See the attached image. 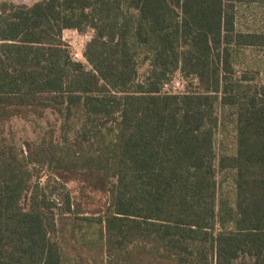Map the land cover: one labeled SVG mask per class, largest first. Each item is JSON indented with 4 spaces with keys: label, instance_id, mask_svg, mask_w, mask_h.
Wrapping results in <instances>:
<instances>
[{
    "label": "trees",
    "instance_id": "obj_1",
    "mask_svg": "<svg viewBox=\"0 0 264 264\" xmlns=\"http://www.w3.org/2000/svg\"><path fill=\"white\" fill-rule=\"evenodd\" d=\"M263 21L264 0H0V264H264V83L236 69ZM65 30L93 33L88 66ZM177 73L201 91L161 93ZM46 113L61 136H4Z\"/></svg>",
    "mask_w": 264,
    "mask_h": 264
},
{
    "label": "rangeland",
    "instance_id": "obj_2",
    "mask_svg": "<svg viewBox=\"0 0 264 264\" xmlns=\"http://www.w3.org/2000/svg\"><path fill=\"white\" fill-rule=\"evenodd\" d=\"M16 4H32L37 0H12ZM242 23L239 24L244 31H248V28H252L254 19L250 14L246 13L241 19ZM259 21V20H258ZM260 22V21H259ZM264 29V21L260 23ZM92 32L87 31L84 34H80L75 30H65L63 33V40L68 46L71 55L74 60L84 63L88 66V63L84 57V51L87 42L92 37ZM236 69L239 76L242 73H247L249 77L248 84L256 85L258 83H264V47L263 46H245L240 53V56L236 59ZM246 74V73H245ZM167 89H161L163 94L183 95L193 92H199L200 89L189 86L188 82L183 78L180 73L175 74L168 82ZM82 120V111L80 107L74 109L71 118L67 123L68 138L73 139L76 131L80 127ZM63 120H59L57 116L52 113H46L43 118L34 117L33 115L28 118L13 117L4 126V136L13 138L18 144L25 146V143L31 141H40L43 138H50V132L56 131V136H61L60 125ZM232 131V127L229 126L225 134L229 135ZM61 138V137H60ZM221 138V137H220ZM227 141H231V137ZM228 144V143H227ZM48 171L45 170L42 174L41 181L44 183L47 180L46 176ZM224 179L223 185L227 190L229 188V181ZM68 188L70 189L72 196L75 200L81 203V209L84 214L96 213L101 204L105 202L106 197L101 194L88 193L82 197L80 193V184L76 179H72L68 182Z\"/></svg>",
    "mask_w": 264,
    "mask_h": 264
},
{
    "label": "built area",
    "instance_id": "obj_3",
    "mask_svg": "<svg viewBox=\"0 0 264 264\" xmlns=\"http://www.w3.org/2000/svg\"><path fill=\"white\" fill-rule=\"evenodd\" d=\"M167 86H168V85H165L166 89H167Z\"/></svg>",
    "mask_w": 264,
    "mask_h": 264
}]
</instances>
